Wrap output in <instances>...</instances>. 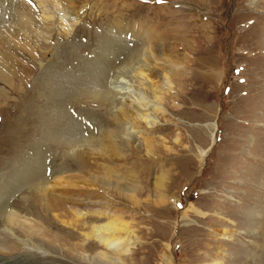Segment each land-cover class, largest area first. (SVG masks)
Instances as JSON below:
<instances>
[{"label": "rangeland", "instance_id": "374dc122", "mask_svg": "<svg viewBox=\"0 0 264 264\" xmlns=\"http://www.w3.org/2000/svg\"><path fill=\"white\" fill-rule=\"evenodd\" d=\"M0 19L23 67V81L0 80V229L13 210L52 240L25 245L11 227L19 252L36 264H103L82 234L98 218L69 225L80 198L129 223L132 243L112 264H166L167 252L175 264H264V0H3ZM142 35L161 48L148 61ZM139 68V83L161 96L150 126L125 105L142 97L128 85ZM85 69L86 97L67 100ZM112 79L122 94L107 89ZM98 81L102 101L90 96ZM36 177L46 194L29 184Z\"/></svg>", "mask_w": 264, "mask_h": 264}, {"label": "bare ground", "instance_id": "6f19581e", "mask_svg": "<svg viewBox=\"0 0 264 264\" xmlns=\"http://www.w3.org/2000/svg\"><path fill=\"white\" fill-rule=\"evenodd\" d=\"M2 1H0V5L2 7ZM73 1V0H72ZM19 2V1H18ZM41 2V1H40ZM36 5L40 4L38 1L35 2ZM38 7H43V6H40L38 5ZM50 7V6H49ZM6 8H9L10 9V13L11 14H14L15 15V12H13L12 10V3H9L8 4V7ZM50 9V8H48ZM7 10V9H6ZM23 11H26V13L30 14V11L28 9H25ZM55 11H57V9H55ZM5 12V10H4ZM24 13V12H23ZM22 12L20 11L18 13V17L16 18V21H17V24H19L21 27V30L22 29H25L28 25L26 23V21L24 23H22ZM56 14V13H55ZM75 15L77 16L78 14L75 12ZM81 15V14H80ZM22 16V17H21ZM57 16V14H56ZM43 19H50L51 22H53V20L56 18H54V12L49 10L47 12V16H42ZM1 20V19H0ZM5 21V19H4ZM3 21V22H4ZM41 21V19H40ZM3 22H1L0 24L1 25H4ZM42 23V22H41ZM44 23V22H43ZM52 24V23H51ZM70 24V23H69ZM3 27V26H2ZM2 27L0 28V80H5L6 82H8V84L12 85V84H15L14 81H16V78H20L22 81H23V77H21L19 75V70H22L23 72V67L20 66V65H17L15 61H13V58H10L9 54H7L6 52V48L11 50V48L13 46H15L14 44L17 43V37H15V39L13 38L14 35L11 33V32H8V34H4V30L2 29ZM139 27V26H138ZM144 27V26H143ZM145 29V28H144ZM6 31V29H5ZM26 32V35L27 33H30L29 31L27 30H24ZM117 32V31H116ZM14 33V32H13ZM31 34V33H30ZM19 35L16 33V36ZM154 36V35H153ZM140 37V36H139ZM144 40V43L147 44V46H145L144 48V53H142L141 55L143 56V60L144 61H148L149 58L151 57H154V50L156 49H161V48H158L156 45L157 44H153L152 42L148 41V39H146L145 35H142L141 36ZM156 37V36H155ZM139 40V39H138ZM116 41V39H115ZM114 42V40H112L109 44H112ZM28 44V43H27ZM18 46V44H17ZM152 47V48H151ZM154 48V50H153ZM29 49V48H27ZM13 50V49H12ZM111 50V49H110ZM136 50H134L133 52L135 53ZM148 55H146V54ZM133 55V54H132ZM157 56V55H156ZM14 57V56H13ZM10 60V61H9ZM50 60V59H49ZM108 61V60H107ZM178 63V62H177ZM180 64V63H179ZM79 65H81V63H79ZM77 66V65H76ZM82 67H84L83 65H81ZM141 66V65H140ZM81 67V68H82ZM80 68V69H81ZM125 68V67H124ZM92 69V68H91ZM145 69V68H144ZM122 70H124L122 68ZM82 71V70H81ZM115 71V70H114ZM143 68H139L136 72V70L134 72V75L137 77L135 79V81H137V83L135 84H131L129 83V87H130V90L129 92L131 93H135L136 95L137 94H141L142 97H131V99L128 100L125 99L127 101V103L125 105L128 106V109H129V112H131L130 114L134 115L135 116V119H137V121H141V122H144L146 124H148L149 126L152 125L153 123L156 122V119L154 118V115H152L150 112L152 111H156L158 110L159 112H163V110H160L161 107L156 103V101H158V97L156 94H155V91L152 89L151 91V94H148L146 96V93L144 95V92H146V90L148 92H150L148 89V87H145L143 86L144 83L148 80H141L142 82L144 83H139L140 82V77H138V75H142L144 77V75H146L145 73L143 74ZM147 71V70H146ZM80 72V71H79ZM54 73V72H53ZM90 71L88 69H85L84 72L82 71V73H79L78 76H75V79L72 80V82L74 83H69V84H72V86H75L76 87V90L75 92H66V95H65V98L68 100V98H70V96H76L78 95L77 99L79 97H81L84 93V89L87 90V87H88V83L85 82L83 80V83H81V79L80 76L82 77V75H87L89 74ZM125 73V71H124ZM57 73H54V75H56ZM67 74V73H65ZM42 75V73H41ZM50 75V72L49 74ZM47 75V76H48ZM71 75V74H70ZM59 76V75H58ZM45 77V76H44ZM57 77V76H56ZM115 78H118L117 76V72L114 76ZM148 77V76H147ZM69 80L70 78L67 77ZM122 80V78H121ZM51 81V79H50ZM57 81V78H55V82ZM67 81V80H66ZM46 82V81H45ZM117 82L116 79H112L111 82H108V86H107V89H109L111 87V89H114V91H116V93L120 92L122 94V91L119 90V86L115 85V83ZM48 83V82H47ZM51 83V82H50ZM68 83V81H67ZM80 83V84H79ZM86 83V84H85ZM162 83V87H166V85L169 83L167 82ZM59 84V83H58ZM110 84L112 86H110ZM170 84V83H169ZM168 84V85H169ZM54 85V84H53ZM92 85V84H91ZM45 86V84L43 85ZM47 86V85H46ZM50 86V85H49ZM94 88L95 87H98V89L96 91H94L95 93H92L91 96V99L93 100H97V101H102L103 100V97H101L98 93V90L99 88H102L103 86L101 85V82H95V84L93 85ZM161 86V84H160ZM15 87V85L13 86ZM68 87V86H67ZM134 88V89H133ZM160 88V87H159ZM64 89V88H63ZM166 89V88H164ZM141 90V92H140ZM157 93V92H156ZM4 93H2V90L0 91V95H2ZM91 94V93H90ZM6 95V94H5ZM114 95V94H113ZM125 96V95H123ZM129 96V95H128ZM4 97V96H2ZM83 97H86V95ZM127 97V96H125ZM147 98V97H152L153 100L151 99L150 101H153L152 103H146V102H142V98ZM161 97V96H160ZM159 97V98H160ZM64 98V97H62ZM71 99V98H70ZM69 99V100H70ZM111 99V98H110ZM65 100V99H64ZM72 101H75L74 99H71ZM109 100V98L107 99ZM145 101V99H144ZM160 101V100H159ZM131 102V104H130ZM146 106H152L151 109H149L148 107ZM125 108H127L125 106ZM123 114V113H122ZM129 114V115H130ZM132 117V116H131ZM116 120L119 119V117H116L114 118ZM120 120V119H119ZM119 122V121H118ZM121 125V124H120ZM79 128V127H78ZM73 131V130H72ZM71 131V132H72ZM64 132H62L63 134ZM61 135V134H60ZM67 135V134H66ZM63 136V135H62ZM59 137V136H58ZM90 151V150H88ZM205 149H201V155H203V153H205ZM91 153V152H90ZM103 153V152H102ZM38 166V165H37ZM26 170V169H25ZM43 170V169H42ZM42 172V171H41ZM33 175H31L32 177ZM44 177V176H43ZM44 179V178H43ZM43 179L41 178H38V181H37V177L35 178V180L33 182H29L30 185L32 184H38V182L40 183L38 186H36L35 188H33V190H38L40 191L39 188L41 189H44V193H45V190H47L48 186H44V182H43ZM92 180H95V181H100L101 178L100 177H91ZM90 179V180H91ZM33 180V179H32ZM43 183V184H42ZM54 183H57V185L59 186L61 183H65V182H54ZM104 183V182H103ZM158 184H160V180L157 182ZM105 184V183H104ZM104 186V185H103ZM33 187V186H32ZM31 187V188H32ZM39 187V188H38ZM46 187V189H45ZM107 187V186H106ZM116 187L118 189V191L120 192H123L125 193V195L129 198V196L131 195V193L129 194L128 191L131 190V187H129L128 185L126 186V184H123V185H119L118 183H116ZM105 189V188H104ZM43 191V190H42ZM48 191V190H47ZM46 191V192H47ZM37 192V191H34V193ZM41 192V191H40ZM31 193H33L31 191ZM48 193V192H47ZM42 194V192H41ZM46 194V193H45ZM49 194V193H48ZM54 194V193H53ZM96 194V193H95ZM44 196V195H43ZM47 196V195H46ZM51 194L48 196L50 197ZM45 197V196H44ZM42 198V197H40ZM1 199V198H0ZM43 199V198H42ZM46 199H49V198H46ZM45 200V199H44ZM43 200V201H44ZM50 200V199H49ZM77 199L71 201V205H69L70 207V212L75 215L76 217H73V223L72 224H69L70 222H68L67 220H64L62 219V223H65V225L69 224V225H72V227H78V226H82V224H79V223H76L79 218H81L84 214H91V215H94L96 218H98V220H95V222H92V223H88L86 226H87V229L88 230H85L82 232L83 236H85L86 239H92L93 242L99 247H101V249L99 250V253L97 255H93L92 259L93 261H98L100 260L99 262L105 264H112L113 261H115L117 258H115L114 255H118L117 253H127L126 250H127V247L130 246V243L131 240H132V236L130 233L131 232V229L129 227V223L127 221H124V220H121L117 214H115V211L113 210H106L104 209L103 207H101L100 205L99 206H94L93 204L95 203H98L100 204L98 201H95V203H91V200L90 201H84L83 199L80 200V198L78 199L79 201L81 202H76ZM38 201V200H37ZM36 201V202H37ZM40 201V200H39ZM41 202V201H40ZM47 202V201H46ZM45 202V203H46ZM49 202V201H48ZM47 202V203H48ZM68 202V201H67ZM93 202V201H92ZM38 203V202H37ZM44 203V204H45ZM46 203V204H47ZM50 203V202H49ZM43 204V205H44ZM54 206V205H53ZM46 207V206H45ZM49 209V207L47 208ZM109 209V208H108ZM5 209L2 210L3 212V216H2V219L5 220V216L8 217V219H6L5 223H3L5 225L6 228H1L0 229V232H1V242H0V264H36L37 262L36 261H32L29 257L30 255V252L29 251H26L24 253L22 252H19V248H17V238L15 237H12V233H14L13 229L11 227H13L16 231H18L19 233H22V235H25L26 239H24L23 241V244H27L26 243V240L28 237L32 238L33 240L37 241L38 240V244H43V245H50V242H52L51 239L49 238H46L45 240L41 241V236H46V232L43 231V228L40 227H35V225L37 224L36 223H30V221H26V220H22L16 213L15 211L13 210H10V211H7L6 214L4 213ZM52 211V210H51ZM1 213V212H0ZM2 214V213H1ZM117 215V216H116ZM15 216V217H14ZM19 218H18V217ZM17 220H14V218ZM102 217H106V221L105 222H102V223H99V220L102 218ZM100 218V219H99ZM2 222V221H1ZM16 225L19 227H16ZM42 226V225H41ZM8 227V228H7ZM11 231V232H10ZM38 235V236H37ZM40 236V237H39ZM47 237H50V235H48ZM39 240L41 241L39 243ZM125 245L127 247H125ZM36 247V245L34 243H32V247ZM83 251L85 250V247L84 246H81V248ZM163 259L166 261V264H175V262L173 261V258L169 255V253L167 252L166 254H164L163 256ZM40 264H42L40 262ZM212 264H221L219 261H215L213 262Z\"/></svg>", "mask_w": 264, "mask_h": 264}, {"label": "snow or ice", "instance_id": "6c2138e0", "mask_svg": "<svg viewBox=\"0 0 264 264\" xmlns=\"http://www.w3.org/2000/svg\"><path fill=\"white\" fill-rule=\"evenodd\" d=\"M161 2H163V0H161Z\"/></svg>", "mask_w": 264, "mask_h": 264}]
</instances>
